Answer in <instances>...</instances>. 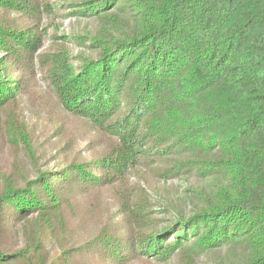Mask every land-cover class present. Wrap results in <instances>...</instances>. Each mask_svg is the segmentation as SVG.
Returning <instances> with one entry per match:
<instances>
[{"label":"trees","instance_id":"16d2710c","mask_svg":"<svg viewBox=\"0 0 264 264\" xmlns=\"http://www.w3.org/2000/svg\"><path fill=\"white\" fill-rule=\"evenodd\" d=\"M67 1L71 15L94 20L95 33L73 37L82 50L75 59L62 37L38 60L59 106L94 139L91 159L69 138L64 166L43 169L20 98L49 37L43 24L58 9L49 0H0V135L31 166L0 176V264H197L202 255L264 264V0ZM139 169L191 183L189 212L158 225L128 177ZM107 187L118 222L50 256L40 231L66 232L73 201L85 195L97 209ZM9 225L20 226L23 245L5 252Z\"/></svg>","mask_w":264,"mask_h":264},{"label":"rangeland","instance_id":"374dc122","mask_svg":"<svg viewBox=\"0 0 264 264\" xmlns=\"http://www.w3.org/2000/svg\"><path fill=\"white\" fill-rule=\"evenodd\" d=\"M49 1L56 3L58 12L53 13L52 17L43 24L48 29L49 37L43 41V47L34 55L35 77L31 82L29 92L20 98L25 123L32 132V144L37 159L36 167L43 169L64 166L62 148L69 138L73 139L75 152H79L85 160L91 159V153H88L87 147L94 139V134L84 121L68 115L59 106L50 83L49 71L40 66L38 57L43 54L47 56L46 53L50 54L53 50L56 52L55 43L57 45L65 41L68 52L75 59L82 50L70 41L75 36H93L96 23L94 20H81L71 15L67 0ZM62 37L65 40L55 41L54 39ZM17 165L25 171L31 169L23 150L10 144L0 135V176L10 172ZM128 177L132 184L139 186L145 192V197L153 211L152 218L158 225L173 221L174 215L180 211L186 214L189 212L184 194L191 183L188 184L181 180L163 181L152 172L143 169L132 171ZM73 211L66 232L57 226L53 228L54 232L47 227L40 231L45 249L50 256L58 253V246L61 243L69 248L77 249L87 243L105 222L117 223L120 219L115 196L108 187L101 192L97 209L89 206L85 195H80L73 201ZM22 245L20 226L9 225L1 241L3 251L12 252L21 248ZM79 264L98 263L89 258H81ZM130 264L165 263L141 258L134 259ZM197 264H218V259L202 255L198 258Z\"/></svg>","mask_w":264,"mask_h":264}]
</instances>
